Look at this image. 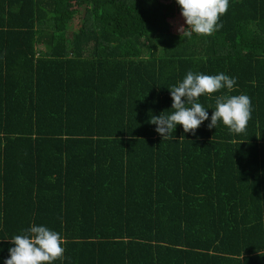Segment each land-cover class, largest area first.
<instances>
[{"label": "trees", "instance_id": "obj_1", "mask_svg": "<svg viewBox=\"0 0 264 264\" xmlns=\"http://www.w3.org/2000/svg\"><path fill=\"white\" fill-rule=\"evenodd\" d=\"M179 13L0 0V264L32 225L65 241L53 264H264V0H229L210 36L174 33ZM189 71L236 84L199 97L194 133L162 140L149 120ZM241 94L246 130L208 128L216 97Z\"/></svg>", "mask_w": 264, "mask_h": 264}, {"label": "clouds", "instance_id": "obj_2", "mask_svg": "<svg viewBox=\"0 0 264 264\" xmlns=\"http://www.w3.org/2000/svg\"><path fill=\"white\" fill-rule=\"evenodd\" d=\"M180 8L184 25L177 28L181 37L190 38L193 33L210 36L219 28L218 23L229 7V0H175ZM236 84L235 78L220 73L216 75L196 74L189 71L182 82L173 85L169 91L173 110L168 115L162 112L152 116L149 123L156 125L155 131L163 139L173 138L176 125L182 126L183 131L195 130L208 119V112L198 102L202 95L211 94L227 89L231 91ZM251 99L247 95H221L216 97L215 110H212L208 128H215L222 122L230 132L243 133L251 118ZM183 138V136L181 137ZM10 242L14 245L8 249L9 258L4 264H53L62 259L65 243L61 235L45 226H30L22 235H16Z\"/></svg>", "mask_w": 264, "mask_h": 264}, {"label": "rangeland", "instance_id": "obj_3", "mask_svg": "<svg viewBox=\"0 0 264 264\" xmlns=\"http://www.w3.org/2000/svg\"><path fill=\"white\" fill-rule=\"evenodd\" d=\"M161 1L166 2L168 0H161ZM69 10L72 12L73 16H72L71 21L69 22L68 29L70 28L71 30H75L76 27H78L79 23L81 22L80 15L77 13V11H79L80 8L78 7V4L76 1H74L70 4ZM171 24L173 26V32L174 33H179L177 31V28L179 26H181V25L185 26L183 17L180 15V13L177 14L173 20H171Z\"/></svg>", "mask_w": 264, "mask_h": 264}]
</instances>
